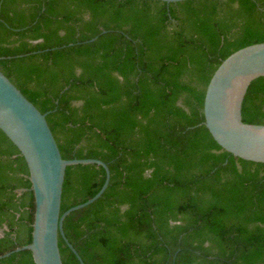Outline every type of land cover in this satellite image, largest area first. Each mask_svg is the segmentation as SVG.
<instances>
[{
	"label": "trees",
	"instance_id": "obj_1",
	"mask_svg": "<svg viewBox=\"0 0 264 264\" xmlns=\"http://www.w3.org/2000/svg\"><path fill=\"white\" fill-rule=\"evenodd\" d=\"M258 43L264 0H0V70L49 113L64 159L110 170L102 196L64 220L85 264H264V164L223 151L203 124L216 69ZM242 116L264 125V78ZM105 179L68 167L61 214ZM34 213L26 162L0 131V256L31 244ZM0 264L35 263L21 251Z\"/></svg>",
	"mask_w": 264,
	"mask_h": 264
},
{
	"label": "water",
	"instance_id": "obj_2",
	"mask_svg": "<svg viewBox=\"0 0 264 264\" xmlns=\"http://www.w3.org/2000/svg\"><path fill=\"white\" fill-rule=\"evenodd\" d=\"M155 1L176 4L188 0ZM260 78H264V43L242 48L223 60L206 88L203 124L223 151L247 162L264 164V125L247 124L242 116L248 90ZM48 114L41 113L0 70V131L24 158L35 200L31 244L1 255L0 260L30 251L35 264H64L61 237L79 263L85 264L65 235L64 220L102 196L110 183V170L98 159H64L48 124ZM77 165L102 167L106 179L93 198L61 214L66 171Z\"/></svg>",
	"mask_w": 264,
	"mask_h": 264
}]
</instances>
